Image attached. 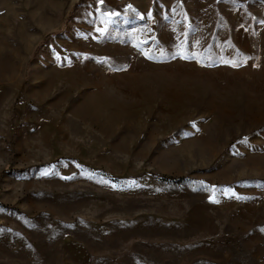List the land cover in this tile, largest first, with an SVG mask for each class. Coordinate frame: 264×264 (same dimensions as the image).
Returning <instances> with one entry per match:
<instances>
[{"label": "rangeland", "instance_id": "rangeland-1", "mask_svg": "<svg viewBox=\"0 0 264 264\" xmlns=\"http://www.w3.org/2000/svg\"><path fill=\"white\" fill-rule=\"evenodd\" d=\"M0 264H264V0H0Z\"/></svg>", "mask_w": 264, "mask_h": 264}, {"label": "trees", "instance_id": "trees-1", "mask_svg": "<svg viewBox=\"0 0 264 264\" xmlns=\"http://www.w3.org/2000/svg\"><path fill=\"white\" fill-rule=\"evenodd\" d=\"M158 178L161 180V181H166V182H179L178 179H174L172 177H168V176H165V175H158Z\"/></svg>", "mask_w": 264, "mask_h": 264}]
</instances>
